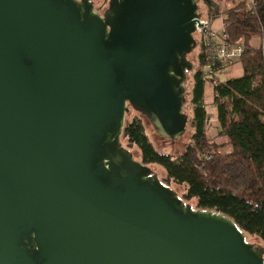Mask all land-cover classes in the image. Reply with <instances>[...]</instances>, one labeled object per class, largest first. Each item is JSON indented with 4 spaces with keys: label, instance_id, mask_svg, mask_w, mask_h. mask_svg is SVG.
<instances>
[{
    "label": "water",
    "instance_id": "95a60500",
    "mask_svg": "<svg viewBox=\"0 0 264 264\" xmlns=\"http://www.w3.org/2000/svg\"><path fill=\"white\" fill-rule=\"evenodd\" d=\"M201 12L0 0V264H264V246L121 142L129 106L158 137L186 133Z\"/></svg>",
    "mask_w": 264,
    "mask_h": 264
},
{
    "label": "trees",
    "instance_id": "16d2710c",
    "mask_svg": "<svg viewBox=\"0 0 264 264\" xmlns=\"http://www.w3.org/2000/svg\"><path fill=\"white\" fill-rule=\"evenodd\" d=\"M253 1L223 13L227 40L244 48L241 77L221 82L218 75L215 84L199 51L191 92L194 134L184 153L174 158L156 150L139 118L126 121L121 141L137 149L143 164L161 167L168 186L184 187V200H195L198 210L222 213L246 237L264 244V0ZM203 2L213 7L212 0ZM254 36L261 37L259 47L251 44ZM207 82L217 109L214 120L205 107Z\"/></svg>",
    "mask_w": 264,
    "mask_h": 264
},
{
    "label": "rangeland",
    "instance_id": "374dc122",
    "mask_svg": "<svg viewBox=\"0 0 264 264\" xmlns=\"http://www.w3.org/2000/svg\"><path fill=\"white\" fill-rule=\"evenodd\" d=\"M80 1V0H79ZM94 5V10L99 15H103L104 9L109 8V2L110 0H91ZM245 0H214L213 7L206 6L203 2V0H199L200 8L204 11V14L206 16H210L214 19V29L218 32H221L222 30V19H223V12L236 7L241 2ZM251 0H247V4L250 3ZM261 44V40L259 36H254L252 40L253 46H259ZM194 56V60L191 59V57H188L189 61H191L194 65V70L192 72H189L187 75V81L185 83V89H186V102L184 105V113L188 116L189 123L187 126L186 133L181 137L180 140H178V143L175 141L168 140L163 137H158L156 132L154 131L152 125L149 123V121L143 117L140 113L134 111L129 106V111L126 114V121H131L134 118H139L142 120L146 133L151 141V143L154 145L155 149L158 150L160 153L171 155L174 158H178L180 155H182L186 149V147L191 144V138L194 134V128L192 127V120L194 116V106L191 104V92L193 88V76L194 73L199 69V64L197 60V56L199 54V50L196 49L193 53H191ZM243 75V69L240 64H234L231 67H229L226 71L222 72L218 77L221 80V82H225L228 79L231 78H239ZM205 107L207 112L211 115V118L213 120V117H216V106L214 104V95H213V89L209 82H207L206 86V98H205ZM213 116V117H212ZM125 121V123H126ZM122 145L125 148L127 147L126 141H121ZM130 152H134L135 158L137 160H140L139 153L136 148H128ZM225 151H230V148H227ZM152 170H162V173L158 174L159 179L163 182L165 176V171L159 167L152 165L150 166ZM164 183V182H163ZM166 186H168L166 183H164ZM168 187L173 189L178 196L183 200L185 204H189L192 206L194 210H198L197 208V202L195 200L186 201L183 199V194L185 192L184 187L177 186L175 184H170ZM248 243L252 242H258L262 246L264 244L259 241L257 238L252 237H246Z\"/></svg>",
    "mask_w": 264,
    "mask_h": 264
},
{
    "label": "built area",
    "instance_id": "2783aa9c",
    "mask_svg": "<svg viewBox=\"0 0 264 264\" xmlns=\"http://www.w3.org/2000/svg\"><path fill=\"white\" fill-rule=\"evenodd\" d=\"M253 3L254 1L251 0L248 7ZM199 19L196 24L197 36L194 35V38L198 44L197 49L204 55L205 72L210 77L215 78L214 82L216 84L218 75L232 65L241 62L244 48L242 45L231 44L227 40L226 24L223 19L221 32L214 29V19L206 16L203 10Z\"/></svg>",
    "mask_w": 264,
    "mask_h": 264
},
{
    "label": "crops",
    "instance_id": "0c3cea01",
    "mask_svg": "<svg viewBox=\"0 0 264 264\" xmlns=\"http://www.w3.org/2000/svg\"><path fill=\"white\" fill-rule=\"evenodd\" d=\"M213 2H214V0H212ZM224 13V12H223ZM259 38H260V40H261V37L259 36ZM252 40H253V38H252ZM252 40H251V44H252ZM261 45V44H260ZM259 45V46H260ZM259 46H257V47H259ZM254 47H256V46H254ZM213 117V116H212ZM216 118V117H215ZM214 117H213V120L215 119Z\"/></svg>",
    "mask_w": 264,
    "mask_h": 264
}]
</instances>
